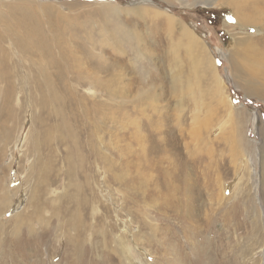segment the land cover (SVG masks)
Returning a JSON list of instances; mask_svg holds the SVG:
<instances>
[{"label": "rangeland", "instance_id": "obj_1", "mask_svg": "<svg viewBox=\"0 0 264 264\" xmlns=\"http://www.w3.org/2000/svg\"><path fill=\"white\" fill-rule=\"evenodd\" d=\"M0 1L5 64L16 77L28 65L37 79L43 59L35 49L52 47L64 78L60 108H79L83 115L71 127L84 131L94 152L84 153L91 187L76 191L84 179L72 169L77 159L65 144L36 141L46 132L42 115L55 121L50 105L30 98L41 97L38 88L25 79L13 97L0 93V264H264V70L241 78L229 60L232 34L262 38V31L227 21L233 11L222 0ZM180 26L206 45L221 93L197 80ZM18 37L31 46L29 55L17 49ZM4 113L12 116L4 120ZM88 118L100 125L83 129ZM175 187L173 198L196 200L186 222L170 209ZM75 208H86L97 227L92 253L84 251L89 241L76 253L61 234Z\"/></svg>", "mask_w": 264, "mask_h": 264}, {"label": "bare ground", "instance_id": "obj_2", "mask_svg": "<svg viewBox=\"0 0 264 264\" xmlns=\"http://www.w3.org/2000/svg\"><path fill=\"white\" fill-rule=\"evenodd\" d=\"M1 2V1H0ZM18 2H22V3H27L25 0H20ZM12 3V2H11ZM17 3V2H16ZM2 4V2H1ZM222 4H226L228 6H230L232 8V15H228L227 16V21H229L231 18L234 20L235 25H239L240 27H244V29L246 28H251L254 27L255 31H258L260 33V31H262V38H256L254 37L252 34L247 33L246 31H240L237 34H232V47L231 50L229 51V60L231 62V66L232 69L235 71V73L237 74V76H240L241 78H246V76L249 77H253L254 76H262L260 75L261 69L264 70V0H222ZM25 5V4H23ZM16 9V8H15ZM14 10V9H13ZM152 11V10H151ZM21 12V11H20ZM23 12H27L26 9H23ZM155 13H161V12H155ZM14 14V13H13ZM16 14V13H15ZM26 15V13L24 14ZM30 15V14H29ZM3 16V14H2ZM8 16V15H7ZM28 17V15H26ZM166 16V15H165ZM12 17V16H11ZM171 16L167 15V17H165V22L167 23V25L172 26V21L171 19H169ZM4 18V17H3ZM29 18V17H28ZM32 18V17H31ZM34 18V17H33ZM5 19V18H4ZM18 19V18H16ZM8 20V19H7ZM33 20V19H32ZM9 21V20H8ZM24 21V19H23ZM27 21V20H26ZM29 21V20H28ZM33 22V21H32ZM31 22V23H32ZM11 23V22H10ZM16 23V22H15ZM14 24V23H13ZM21 24V23H20ZM25 24V23H24ZM2 25V24H1ZM29 25V24H27ZM18 26V25H17ZM23 26V23H22ZM188 26V25H187ZM16 27V26H15ZM34 27V25H33ZM6 28V27H5ZM9 28V27H8ZM18 28V27H17ZM29 28V27H27ZM30 31V30H29ZM39 31V30H38ZM23 32V31H22ZM36 32V31H35ZM40 32V31H39ZM20 33V31H19ZM27 33V32H26ZM31 33V32H30ZM34 34V33H33ZM37 36V35H36ZM178 39H180V41L182 43H179L180 46L187 52V54L190 56V63L192 65V67L194 68V74L197 78V80H201L202 78L204 79H208L211 83H212V87L215 89V91L217 93H221L220 92V80L219 77L216 74L215 71V66H214V62L213 59L211 58V56L209 55V53L206 50V45L201 42L200 40H198V38L195 37L194 32L185 26H180V34ZM15 45L17 47V49L20 51V53L23 55H29L31 50L30 47L26 41L20 37L15 38ZM14 45V46H15ZM15 49V48H14ZM13 49V50H14ZM52 47H49L47 44L46 45H42V47L40 46L39 48L35 49V51L38 53V55H40L43 59V61H40L37 63L36 65V70H38L39 75L37 79H32V77L30 76L29 73V69H28V65H25V74L21 77H16L13 73L10 72L9 67L5 64L6 59L4 58V56L0 55V83H3L0 85V93L2 94V97L4 99H9L10 97H13L14 91L16 89L15 85L16 84H20L22 82H24L25 79H27L28 81H32L33 85H35L38 88V92H41V97H37L36 94H32L30 96V98L35 101L36 106L38 107L39 102L41 107H46L47 105L51 106L52 109V115H53V119L55 120L54 122H52L51 124L48 123V116L46 115H42V117L40 118V124L41 121L43 122L44 125H42V128L45 129V135H40L36 141L42 140V142L39 141V145L42 143L46 144V140H47V146H50L53 142H58V144H65L66 148H67V153H69V155H73L76 160V163L74 164V167L72 168L74 171H76V173L78 174L79 177H83L84 179L81 180V183L77 181V183L75 184V188L76 191L78 190H82L83 188V184L87 187L90 188L88 186V181H89V175L88 172L89 168H90V163L89 161H86V158L84 156V153L86 154V157L88 158L90 155H93V146H89L87 144H85V142L82 141V136L84 134V131L78 130L75 131V129H73L71 127V123L70 121H78L80 120L79 116L83 115L81 111H79L74 105H66V109H62L60 108V106L62 105V93L63 90V85H59V81L60 79H64L62 78V76H60V69L61 68V64H59V62L54 61L55 56L52 55ZM1 51V48H0ZM81 66V65H80ZM73 70V69H72ZM74 71V70H73ZM36 73V72H35ZM78 73V72H77ZM79 74V73H78ZM34 75V74H33ZM35 76V75H34ZM264 76V74H263ZM36 77V76H35ZM70 78V77H69ZM78 79H81L80 77H77ZM83 78V77H82ZM91 78V77H90ZM85 80L87 79L84 78ZM199 80V82H200ZM204 81V80H203ZM255 82V80H253ZM64 82H66L64 80ZM254 82H252L254 84ZM251 84V83H250ZM256 84V83H255ZM187 84V89L189 88L191 91L192 85ZM20 88V87H19ZM70 90V87H68ZM17 90V89H16ZM208 90V89H207ZM16 93V92H15ZM65 94V93H64ZM216 94V93H215ZM76 100V99H75ZM80 100V98H79ZM14 101V100H13ZM106 101V100H105ZM221 101V100H220ZM61 102V103H60ZM107 102V101H106ZM222 102V101H221ZM108 104V103H107ZM84 106V105H83ZM103 108H106V104L105 102H103ZM181 106V105H180ZM82 108V107H81ZM1 109V108H0ZM83 109V108H82ZM6 112L10 111L9 108L5 109ZM100 110V109H99ZM96 111V110H95ZM94 111V112H95ZM5 112V111H4ZM103 113V111H101ZM106 113V112H105ZM108 113V112H107ZM151 115V114H149ZM148 115V116H149ZM1 116V114H0ZM2 116H4V120H8L12 115L11 113H4V115L2 114ZM108 116V114H107ZM138 117V116H137ZM145 117V116H143ZM104 118V117H103ZM126 118V117H125ZM128 118V117H127ZM131 118V117H130ZM141 118V117H140ZM139 118V119H140ZM93 118H88L86 121V126L82 127L83 129L86 128L87 126L91 125L92 123H96V127L98 125H100V121L96 119L92 120ZM136 119V118H135ZM142 119V118H141ZM149 119V118H147ZM157 119V118H156ZM164 119V118H163ZM102 120V119H101ZM160 120V119H159ZM126 122V120H124ZM129 121V120H128ZM162 121V120H161ZM104 122V121H103ZM3 123V122H2ZM105 123V122H104ZM127 123V122H126ZM138 123V122H137ZM162 123V122H161ZM164 123V122H163ZM78 124V123H77ZM151 124V123H150ZM159 122L157 123L158 126ZM48 126L47 128L44 126ZM135 125V124H134ZM153 125V124H152ZM161 125V124H160ZM163 125V124H162ZM6 126V125H5ZM125 126V125H124ZM127 126H129L127 124ZM132 126V125H131ZM9 127V126H8ZM91 127V126H90ZM89 127V129H90ZM94 126H92L93 128ZM95 127V128H96ZM142 127V126H141ZM140 127V128H141ZM150 127V126H149ZM154 127V126H153ZM41 128V129H42ZM101 128V127H100ZM135 128V127H134ZM164 128V127H163ZM8 129V128H7ZM79 129V128H77ZM98 129V128H96ZM153 129V128H152ZM12 129H10L11 131ZM95 130V129H94ZM102 130V129H101ZM6 131V130H5ZM39 131V130H38ZM88 131V130H87ZM93 133L94 131L91 130ZM98 131V130H97ZM136 131V130H134ZM157 131V130H156ZM155 131V132H156ZM162 131V130H161ZM96 132V131H95ZM93 133L91 135H93ZM97 133V132H96ZM35 134V133H34ZM37 134V133H36ZM139 134V133H138ZM99 135V134H98ZM147 135V134H146ZM159 135V134H158ZM32 136V135H31ZM46 136V137H45ZM96 136V134H95ZM140 136V134H139ZM161 136V135H160ZM164 136V135H163ZM170 136V135H169ZM93 137V136H92ZM137 137V136H136ZM147 137V136H146ZM162 137V136H161ZM165 137V136H164ZM138 138V137H137ZM145 138V137H144ZM157 138V137H156ZM215 138V137H214ZM89 139H90V134H89ZM96 139V138H95ZM94 139V140H95ZM159 139V138H158ZM174 139V138H173ZM34 140V139H33ZM32 140V141H33ZM44 140V141H43ZM86 140V139H85ZM161 140V139H160ZM179 140V139H178ZM52 141V142H51ZM164 141V140H163ZM174 141V140H173ZM136 142V141H135ZM144 142V141H143ZM34 143V141L32 142ZM84 143V145H83ZM89 143V142H88ZM44 144V145H45ZM102 143H99V145ZM146 144V143H145ZM32 145V144H31ZM43 145V146H44ZM45 145V146H46ZM33 146V145H32ZM42 146V145H41ZM144 146V143H143ZM147 146V145H146ZM185 146V145H184ZM34 147V146H33ZM55 147V146H54ZM83 147V150L81 149ZM36 148V147H35ZM39 148V147H38ZM97 148V147H96ZM181 148V147H180ZM60 149V148H59ZM101 149V148H100ZM137 149V148H136ZM135 149V150H136ZM147 149V148H146ZM41 150V149H39ZM143 150V149H142ZM30 151H31V147H30ZM33 151V148H32ZM104 151V150H103ZM99 152L102 154V152ZM35 152V151H34ZM33 152V153H34ZM138 153V151H136ZM149 152V151H148ZM41 153V152H40ZM39 153V154H40ZM104 153V152H103ZM136 153V154H137ZM106 154V152H105ZM103 155V158L101 160L102 163H105V167L106 169H108V158L106 155ZM149 154V153H148ZM154 154V153H153ZM96 155V154H95ZM140 155V154H139ZM160 155V154H159ZM166 155V153H165ZM189 155V154H188ZM99 156V155H98ZM146 156V155H145ZM144 156V157H145ZM36 157V156H35ZM135 157V156H134ZM143 157V158H144ZM168 157V156H166ZM164 157V158H166ZM40 158V157H39ZM49 158V157H48ZM67 159V157H65ZM100 158V159H101ZM125 158V157H124ZM169 158V157H168ZM35 159V158H34ZM44 159V158H43ZM50 160V159H49ZM48 160V161H49ZM168 160V159H166ZM36 161V160H35ZM68 161V160H66ZM85 162V163H84ZM141 163V161H140ZM88 164V165H87ZM146 165V164H145ZM149 165V164H148ZM147 165V166H148ZM48 166V165H47ZM47 166L42 167L44 170L50 168H48ZM141 166V165H140ZM140 168V167H139ZM175 168V167H172ZM164 169V168H163ZM170 169V168H169ZM135 170V169H134ZM162 170V169H161ZM168 170V169H167ZM140 171V170H139ZM149 171V170H148ZM155 171V170H154ZM168 172V171H167ZM141 173V172H140ZM146 173V172H145ZM173 173V172H172ZM137 174V173H136ZM152 174V173H151ZM146 175V174H145ZM89 176V177H88ZM149 176V175H148ZM157 176V175H156ZM185 176V175H184ZM147 177V176H146ZM153 177V175H152ZM170 177V176H169ZM182 177V175H181ZM69 179V178H67ZM136 179V178H135ZM146 179V178H145ZM148 179V178H147ZM175 179V178H174ZM173 179V180H174ZM159 180V179H158ZM184 180H186L184 178ZM43 181V179H42ZM169 181V180H168ZM172 181V179H171ZM147 182V181H146ZM161 182V180H160ZM173 182V181H172ZM148 183V182H147ZM159 183V181H158ZM171 183V182H170ZM69 184V183H68ZM141 184V183H140ZM145 184V183H143ZM142 184V186H144ZM171 187L174 185L173 183H171ZM139 185V184H138ZM158 185L157 183L155 184V186ZM180 185V184H179ZM182 185V184H181ZM158 187V186H157ZM143 188V187H142ZM148 188V187H147ZM176 188V187H175ZM178 188V187H177ZM176 189H172L171 191V195L169 196V200H170V206L172 209V211L174 212V217L180 219L181 221H187V218L192 217L193 213L192 211L195 209L196 210V206L194 205V202H196V200L194 199L193 201H189V198L186 199H176L173 198V194L174 191H177ZM145 189V188H144ZM164 189V188H163ZM181 189V188H179ZM161 191V190H160ZM188 191V190H187ZM144 192V191H143ZM158 192V191H157ZM163 192V191H162ZM178 192V191H177ZM138 193V192H137ZM165 193V192H164ZM168 193V192H167ZM170 194V193H169ZM182 194H183V190H182ZM187 194L189 195V193L187 192ZM149 195V194H148ZM185 195V193H184ZM179 196V195H178ZM186 196V195H185ZM151 197V196H150ZM8 198V196H6V199ZM139 198V197H138ZM141 198V197H140ZM160 198V197H159ZM137 199V198H136ZM158 199V198H157ZM166 200L167 197H165ZM141 201V200H140ZM161 202V201H160ZM156 203V202H155ZM159 203V201L157 202ZM164 203V202H163ZM60 204V203H59ZM152 204V203H151ZM167 204V203H166ZM138 205V204H137ZM156 205V204H155ZM166 206V205H165ZM169 207V206H168ZM68 208V207H67ZM152 208V207H151ZM162 208V206H161ZM58 210V209H57ZM136 210V209H135ZM183 212L180 213L179 211ZM192 210V211H191ZM59 211V210H58ZM61 211V210H60ZM87 211L86 208H75L73 211H71V216L69 221L66 223L65 228L62 231V235L65 238V242L68 244L73 243V247L74 249H72L73 251H75L76 253L79 252L80 248L82 249V247H84V242L89 241V245L90 247H85L84 251H93V248L95 250V247L93 246L94 243L93 241H90L91 236L93 235V229H94V225L92 222V220H88L85 217V212ZM164 211V210H163ZM168 211V210H167ZM17 212V211H16ZM140 212V211H139ZM138 212V213H139ZM36 213V212H35ZM61 213V212H60ZM164 213V212H163ZM62 214V213H61ZM92 214V213H91ZM133 214V212H132ZM135 214V213H134ZM2 215V214H1ZM90 215V214H89ZM142 215V214H141ZM64 216V215H63ZM142 217V216H141ZM170 217V216H169ZM51 218V217H50ZM63 218V217H62ZM91 219V218H90ZM169 219V218H168ZM57 220V219H56ZM59 220V219H58ZM60 221V220H59ZM145 221V220H144ZM64 222V221H62ZM66 222V221H65ZM178 222V221H177ZM61 223V222H60ZM58 223V224H60ZM174 223V222H173ZM182 223V222H181ZM63 224V223H61ZM1 225V223H0ZM65 225V224H63ZM61 225V226H63ZM177 225V224H174ZM2 226V225H1ZM147 226V225H146ZM27 227V226H26ZM102 227V225H101ZM97 228V227H96ZM95 228V229H96ZM32 229L31 225H29L27 227V231L28 233L30 232V230ZM94 229V230H95ZM124 229V228H123ZM122 229V230H123ZM148 229V228H147ZM97 231V230H96ZM102 232V231H101ZM124 232V231H123ZM172 232V231H171ZM69 233V234H68ZM99 232L97 231V234ZM156 231L153 232V236L156 235ZM159 233V232H158ZM122 236H119V238H121L119 240L122 241L124 240L123 237V233L121 234ZM134 234H131L132 240H134L135 238H133ZM137 235V234H136ZM135 235V236H136ZM103 236V234L101 235ZM107 236V235H106ZM106 236L104 237V240L106 239ZM128 236V235H127ZM156 237V236H155ZM129 238V237H128ZM111 239V238H110ZM127 239V238H126ZM129 239V240H130ZM97 240V239H96ZM107 240H105L103 243L107 244L106 242ZM112 241V240H111ZM110 241V242H111ZM127 243V242H125ZM109 244V242H108ZM122 244V243H121ZM188 244V243H187ZM110 245V244H109ZM112 246V245H111ZM115 246V245H114ZM124 246V245H123ZM117 247V245H116ZM115 247V252L117 250V248ZM130 248H126L127 251H129ZM100 250L103 252L104 256L107 258L108 254H105L104 251V246L101 245ZM99 250V252H100ZM100 256V255H99ZM103 256V257H104ZM92 257V256H90ZM102 257V258H103ZM104 257V258H105ZM1 258V257H0ZM76 260V258H74ZM7 260V259H6ZM124 261V260H123ZM8 262V261H7ZM125 262V261H124ZM140 262V261H139ZM128 263V262H127ZM5 264V263H4ZM7 264V263H6ZM75 264V263H73ZM101 264V263H100Z\"/></svg>", "mask_w": 264, "mask_h": 264}]
</instances>
